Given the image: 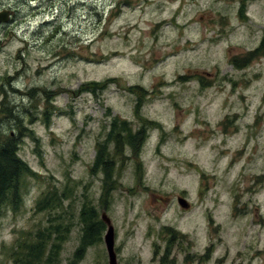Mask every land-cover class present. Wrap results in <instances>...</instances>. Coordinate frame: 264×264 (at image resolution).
<instances>
[{"label":"rangeland","instance_id":"obj_1","mask_svg":"<svg viewBox=\"0 0 264 264\" xmlns=\"http://www.w3.org/2000/svg\"><path fill=\"white\" fill-rule=\"evenodd\" d=\"M10 9L0 139L23 134L36 173L3 210L0 264L55 224L46 264H71L85 202L111 218L124 264H264V50L233 64L264 39V0H0ZM116 118L134 142L108 179L92 166ZM51 188L63 201L38 211ZM105 232L74 264L106 262Z\"/></svg>","mask_w":264,"mask_h":264},{"label":"trees","instance_id":"obj_2","mask_svg":"<svg viewBox=\"0 0 264 264\" xmlns=\"http://www.w3.org/2000/svg\"><path fill=\"white\" fill-rule=\"evenodd\" d=\"M244 4L241 8L242 14L244 13ZM264 50V39L261 41L260 46L252 51L249 56L240 58L242 63L233 59V64L240 68L247 64L250 59H253L252 55ZM249 64V63H248ZM117 78H108L106 82L100 83L99 81L88 82L82 85V92H103L107 89L109 83L116 81ZM105 81V80H104ZM10 112L11 107H6ZM50 108L46 107L45 110V122L50 123ZM110 132L107 133V137L104 141L98 143L97 155L95 163L92 166V170L100 169L108 179L114 178V171L117 161L114 159V155H118L121 152L123 145H133L134 140L132 139L131 128L127 126L125 120H119L116 118L112 121ZM9 130L6 135L0 139V221L3 216V210L7 207H11L12 210H18L23 203V191L25 188L26 178L30 175H34L36 172L19 155V149L23 134L16 133L15 135L10 133ZM31 134V133H30ZM109 143L114 144V150L112 153L108 152L107 147ZM136 154V151H134ZM110 189H107L106 197L111 194ZM106 200V199H105ZM60 201H63V197L60 195L56 188L47 190L37 202V210L43 211L48 209H56ZM83 209L79 214L80 221L83 224V234L81 236L80 246L76 252H74L71 264H74L75 259H79L84 255L86 248L99 240L100 229H105V223L102 219H98L97 211L93 207H89V203H83ZM104 209V206H101ZM49 217H53L52 212L49 213ZM1 223V222H0ZM58 224L53 226V230L46 231L40 230L36 234V238L32 241H25L23 245L18 247V250L11 259L14 264H46L49 259H55L59 252L57 251L56 241L51 247V254H47V246L49 245V236L55 233L57 236L62 232L60 229H56ZM25 245V246H24ZM52 255V256H51ZM59 257V256H58Z\"/></svg>","mask_w":264,"mask_h":264},{"label":"water","instance_id":"obj_3","mask_svg":"<svg viewBox=\"0 0 264 264\" xmlns=\"http://www.w3.org/2000/svg\"><path fill=\"white\" fill-rule=\"evenodd\" d=\"M9 20V12L8 11H0V23L1 22H6ZM179 203L186 207V199L185 198H179ZM102 219L107 223L108 225V230L105 234V242L107 245V249L109 252V263L110 264H118L117 262V257L114 249V243H115V230H114V225L112 223L111 218L107 214L106 211L102 212Z\"/></svg>","mask_w":264,"mask_h":264},{"label":"flooded vegetation","instance_id":"obj_4","mask_svg":"<svg viewBox=\"0 0 264 264\" xmlns=\"http://www.w3.org/2000/svg\"><path fill=\"white\" fill-rule=\"evenodd\" d=\"M3 9V8H2ZM6 10V9H5ZM9 20L11 19V15L12 14H14V10H9ZM105 211V210H104ZM101 219H102V214H101ZM102 221L105 223V228H106V232H107V230H108V225H107V223L102 219ZM113 223V222H112ZM114 225V224H113ZM99 229H102V226H99ZM114 230H115V227H114ZM100 231V230H99ZM106 232H105V234H106ZM103 240H104V243H105V245H106V242H105V235H104V238H103ZM98 241V240H97ZM96 241V242H97ZM106 249H107V245H106ZM114 249H115V253H116V257H117V262H118V264H124V259H121L120 257H119V252L117 251V244H116V235H115V243H114ZM108 259V260H107ZM103 264H110L109 263V252H108V249H107V258H106V262L105 263H103Z\"/></svg>","mask_w":264,"mask_h":264}]
</instances>
